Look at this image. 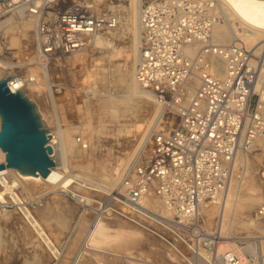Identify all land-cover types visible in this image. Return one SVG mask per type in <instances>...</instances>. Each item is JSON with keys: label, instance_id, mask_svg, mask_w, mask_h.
<instances>
[{"label": "built area", "instance_id": "built-area-1", "mask_svg": "<svg viewBox=\"0 0 264 264\" xmlns=\"http://www.w3.org/2000/svg\"><path fill=\"white\" fill-rule=\"evenodd\" d=\"M80 1L67 7L58 0L5 1L3 7L37 19V59L44 61L85 51L99 33L120 25L116 7L93 12ZM226 6L227 0H149L142 5L136 77L174 110L178 123L169 130L150 129L148 143L122 178L123 192L114 191L96 209L100 217L118 215L147 231L172 255V264H250L222 249L226 238L217 226L207 231L203 212L239 173L238 152L264 137V48L248 47L241 38L230 44L215 40V25L227 19ZM8 85L21 90V75ZM261 184L263 199L255 214L264 221V168ZM151 195L167 213L146 205ZM246 253L255 264L252 251Z\"/></svg>", "mask_w": 264, "mask_h": 264}, {"label": "rangeland", "instance_id": "rangeland-1", "mask_svg": "<svg viewBox=\"0 0 264 264\" xmlns=\"http://www.w3.org/2000/svg\"><path fill=\"white\" fill-rule=\"evenodd\" d=\"M65 1L63 2V5L67 7L80 0ZM81 1H86V3L92 5L94 2H98L101 8L100 12L113 9L111 8L112 2H110V0H105V5H103L102 1L97 0ZM146 1L149 0H144L143 4ZM113 2H115L114 5H120V2L118 1L113 0ZM2 3L5 2L3 1ZM116 8L121 13V23L116 29L121 28L122 34L119 35L120 38L119 36L117 37V40L119 39L118 41L115 40L118 45L121 44L119 46L121 48L120 55L123 56L124 53L126 54L125 49L128 48L131 39L129 31L131 25L126 8L121 6ZM7 12L9 13L6 17L11 14H14V16L17 17V12ZM5 18L0 17V20ZM221 24H225V22H222ZM2 31L0 29V37L2 36L3 39L5 36L1 33ZM110 31L112 30L101 32V35L103 34L110 37ZM125 32L127 33L125 34ZM7 35L8 34H6V36ZM5 41L6 39H3L1 43H4ZM29 50L30 48H28V46L21 45L14 46V49L9 51L17 52L13 60L15 62L16 60L24 61L26 60V57L27 59L30 58L31 52ZM19 53H21L20 56L22 55L23 57H19ZM23 54L27 55L25 56ZM93 54L92 47L90 46L86 51L75 54L57 55L44 61L37 59L41 65L45 64V68L43 67L40 71H30V65L29 67L28 65H21L19 66L20 68L16 67L15 69L17 71L16 74L24 76L35 73V75L31 77L36 79L31 82L37 83L40 81L43 84L40 85L41 89L38 88V90L40 89L43 92L40 90L39 92L37 89L33 92L32 87L30 89L28 87L29 91L27 96L32 100L36 96V93H40H38L39 95L37 94L33 99L37 104L38 109H40L39 112L44 113L45 106L49 113L46 110L47 113L45 112L44 114H47L46 116L48 118L52 117L54 119L52 120L51 118L50 121H47V118L44 119L43 114H41L45 124L49 127L51 126L50 128L45 126L46 129H51L50 131L57 132L59 126L62 128H68L70 133L68 134L67 140L70 143L72 138H75L77 143L76 146L79 147L78 149H81L79 156L72 157L69 155V146L67 149L69 161L66 166V174L69 177H75L74 179L76 182L78 181L71 187V189H73L71 192L78 197L77 199H73L68 194L64 193V191H60L58 187L49 185L50 188H47L48 184L46 185L41 181L34 183L32 180H27L25 183L29 186V189L26 187L24 188L23 185H16L13 190L20 197L21 202H15L12 195L8 192L6 197L9 202L4 205L0 204V264H74L75 261V264H78L81 253L85 250H89L88 247H90L87 238L88 231L96 221L106 216L99 217L96 213V209L98 207V202L104 203L114 192L115 186H111V183L107 181L110 180L111 177L117 176V174L115 175V168L119 167L118 165L126 158L130 151L134 152L140 145L139 143L143 134L140 135L141 131L136 130V124L138 122L145 123V120L150 117L152 109L148 108V112L145 113L149 114L144 117V120L142 119V121H140L143 116L140 119L134 117L133 114L123 105L112 108L113 106L111 103L101 102L100 100L108 94H110L111 97H114L113 95L116 96L115 93H117V95L120 94L122 87L121 85H114V83H102L97 79L98 76L94 73V71L96 72V66H93L92 64H95V58L98 54ZM75 56L85 58H81L80 60ZM122 56L118 57L117 64L123 63L122 59L124 56L123 58ZM94 59L95 62H93ZM81 61L82 63L84 62L83 65ZM100 67L103 68V66ZM102 84H105L106 86ZM29 92H31V96L33 95L32 98L29 95ZM32 92L34 94H32ZM39 102L41 103L39 104ZM164 113V120H172L174 126L178 123L177 116H174L173 118V114L169 113L167 110ZM136 120L138 122H136ZM154 124L156 123L152 122L150 127ZM157 129H162V127L160 126ZM58 147L60 149L59 154L61 155L62 151L59 142ZM252 155H254V151L250 149L248 159H251ZM254 156L255 159L252 158L251 162L253 164L256 163L254 166L258 168L257 191L262 197L261 173L264 168V160H260L257 155ZM239 165L243 167L245 172L246 164L241 162ZM126 169L128 168L126 167ZM240 176L241 177L236 179L240 184V194L244 195V193L253 191L254 188L247 173H241ZM8 179H14V174H10ZM0 188L4 189L3 185L0 184ZM44 188L46 189L44 190ZM34 201H37V204H39H33ZM261 201L262 198L260 199V202ZM46 205L50 206L53 214L51 213L50 215V213L47 212V209L45 208ZM209 212L207 213V216L213 222L211 223V227L217 226L216 221L219 216L218 218H215L213 216L214 214ZM5 213L9 216L8 218L3 217V215H6ZM255 213L254 217L256 218ZM31 218L37 220V222H39L44 228L45 234L53 241L52 246L54 249H51L49 245L46 244L45 240L37 233V230L34 227L35 224L30 222L32 220ZM60 220H62V222ZM122 220L125 219L122 218ZM260 227L261 228L254 227L250 229L249 232H244L242 234L237 233L235 234L237 237H232L231 234L227 235L223 233V235L231 237L229 239L231 246L240 251L242 250V257L250 264H253V259L247 255L246 251L248 250L252 251V254L255 256V264H264L263 221L260 224ZM260 229H262V232H260ZM234 230H238V228L234 227ZM146 234V238L148 236V241L146 239V242L144 240L138 245L128 247H124L120 244L121 242L118 236L110 234L108 235L110 243L106 246L108 248H104L108 251L104 249L103 250L106 253L102 251L104 253V260H100L96 255L87 256L85 261L82 258L80 260H82L83 264H112V262L113 264H130V260L139 261L134 258H125V260H123L121 257L114 255L115 253H118L123 256L132 255L134 257H141L148 260V262H145L148 264H172V255H169L164 246L161 245V243L159 244V241L152 238L148 232H146ZM238 236L248 237L240 239ZM80 260L79 264L82 263H80Z\"/></svg>", "mask_w": 264, "mask_h": 264}, {"label": "bare ground", "instance_id": "bare-ground-1", "mask_svg": "<svg viewBox=\"0 0 264 264\" xmlns=\"http://www.w3.org/2000/svg\"><path fill=\"white\" fill-rule=\"evenodd\" d=\"M7 1L15 2L18 0H7ZM64 1L65 0H58V4L62 5ZM97 1H102L103 5L106 4L105 0H97ZM115 1L120 2V5H114L115 2H113V0H110V2H112L111 8L118 7V6L126 8L127 14L129 16L130 25H131V28H129L131 39H130L128 48L125 49L126 54L124 53L123 55L124 58L122 55H120L121 48L119 46L121 44L118 45L116 42L117 37L122 34L121 28L110 31L111 33L110 37L103 35V34L101 35V33H99L92 40L91 47L94 53L93 55L98 54L96 58L94 57L96 59V62H95V59L93 61L95 62V64H92L93 66L94 65L96 66V72L94 71V73H96L95 75L98 76V77L96 76L97 79L102 83L109 82L110 84L114 83V85H118V86L121 85L122 87L121 89L122 93L119 90L120 94L117 95V93H115L116 96L113 95L114 97H111L110 94H108L106 95V97H104L100 101L103 103H109V104L111 103V105L113 106L112 108H116V107L123 105L133 114L134 117L140 119L143 116V118H141L140 121H142V119L144 120V117H146L149 114V113H145V112H148V108L152 109V112L150 113V117H148V119L145 120V123L138 122L136 120V122H138L136 124V130L141 131L140 135L143 134V136L141 137V141L139 143L140 145L138 144L139 146L137 149H135L134 152L130 151L128 155L126 156V158L123 159L121 163L118 165L119 167L115 168L114 171H115V175L117 174V176L111 177V179L107 181L111 183V186H115L114 191L117 194H120L121 192H123V188H121L120 186L122 178H123L122 175L123 173L125 174L126 167L128 168L129 164L131 163L132 158L136 156L138 150H140V148H145L146 144L148 143L150 129H152L153 127L158 128L160 126L165 130L171 129L174 126L173 121L164 120V114H165L164 112L167 110L169 113H172L173 118L174 116L176 117V115L174 114L173 109L168 108L167 105L157 101L151 91L143 88L138 82L137 77H136V68H137V63H138L139 56H140V43H141V37H142V27H141L140 15H141V7H142L144 0H115ZM2 2H0V17L5 18L9 12L4 10ZM75 4L76 3H73V5ZM227 4L229 5V7L227 6L225 7V13L227 14V19L225 21V24L218 23L215 25V28H214L215 40L221 44H230L231 42H234L237 38H241L242 41H244V43L248 47H251L256 50H260L264 48V43H263L264 42V0H227ZM80 5L82 6L83 9H88V10L90 9L93 12H100L101 10L98 2H94V4L92 5L90 3H86V1H80ZM17 13H18L17 17L14 16V14H11V15H8V17H6L5 19L0 20V29L1 31L3 30L1 33H3L5 36V38L3 39H6L4 43H1L3 39H2V36L0 37L1 38L0 39V43H1L0 44V78L4 76H9L12 78L13 76L17 75L16 74L17 71L15 69L16 67H19L21 65L23 66L28 65V67L30 65L29 69L30 71L33 70V72L40 71L43 69V67L45 68V65H41L37 61V48H38L37 19L34 16L24 13L22 11H19ZM127 32H125V34ZM6 34L8 35L6 36ZM21 45L28 46V48H30L29 51L31 52L30 53L31 57L28 59L26 57V60L24 61L16 60L17 62L16 61L14 62L13 60L17 52L9 51V50H13L14 46H21ZM86 50L87 49H85V51ZM20 54L21 53H19V57L22 56V55L20 56ZM119 56H122L123 58V59L121 58L123 60L122 64H117ZM78 57L77 59H80V60L81 58L83 59L85 58V57H80V56ZM100 66H103V68ZM220 74L221 75L223 74V68H221ZM34 75L35 73H31L27 76L21 75V78L23 80L22 90L25 92L26 95H28V91H29L28 87L29 89L32 87L33 92H34L35 89L39 91L41 89L40 85H43L40 81L37 83L31 82L36 79L34 77H31ZM102 85H105V84H102ZM194 85L196 86L197 84L195 83ZM38 88L40 89L38 90ZM40 91L43 92L42 90ZM33 92L32 94H34ZM38 93H36L35 95L37 96ZM30 94L31 92H29V95ZM32 97L33 95L31 96V98ZM40 103L41 102H39V104ZM44 109L45 111L42 110L44 113L46 112V110L48 112V109H46L45 106H44ZM112 111H115V110H112ZM44 113H41L43 114L44 119L47 118L46 120L50 121L52 117L48 118L46 116L47 114H44ZM51 115L53 116L52 113ZM52 120L54 119L52 118ZM152 122L156 124L150 127ZM50 130H48L49 134L51 135L50 144L54 148L53 158L55 159L56 164L54 167H52L49 175L47 177H43L42 175H37V176L24 175L14 168L5 167L1 169L0 170V184L3 185L4 189L0 188V204L4 205L9 202L6 197L8 192L12 195L15 202L20 203L21 202L20 197L14 192L13 188L16 187V185H21V186L23 185L24 188L25 187L28 188L29 186H27V184L25 183L27 180H32L34 183L39 182V181L44 182L46 185L48 184L47 188H50L49 185L58 187V189L60 191H64V193H68L69 191L73 190L71 189V187L73 186V183L75 181L73 180L72 177H69L66 174L67 172L66 166H67V162L69 161L68 160L69 158L67 155V149L69 146V155L71 157L79 156L81 149H78L79 147L76 146L77 143H76L75 138H72L70 143L67 140L68 134L70 133V130L68 128H62L61 126H59V128L57 129L58 130L57 132L50 131ZM58 142L60 143V146H61V151H62L61 155L59 154L60 149L58 147ZM250 149L254 151V155H257V157L260 160H264V137H258L253 142V144L251 145L249 149L247 150L243 149L238 152V155L236 158V168L238 169L239 173L235 175L230 188L227 190V192L224 195L216 199L214 202L209 203L206 207L203 208V212L206 216L205 222H206V225L209 227L207 231L211 232V228H212L211 223H213L212 220L207 216V213L210 211L209 213L214 214L213 216L215 218H218L219 216L218 220L216 221L217 229H218V232H220L221 237L226 238L225 239L226 241L224 242L222 249L232 250L233 252L239 254L240 256L243 255V251L242 250L240 251L236 249L235 247H232L230 244V240H229L231 237L227 235L231 234L232 237H237L235 236V234L237 233L242 234L244 232H249L250 229L254 227L261 228L260 224L262 223L261 219H259L258 217L256 218L254 217V213L256 212V207L258 203L260 202V199L261 198L263 199V194L261 197L260 196L261 194L257 191L258 189L257 178H258L259 173H258V168L254 166L256 163L253 164L251 162L252 158L255 159V156L252 155V158L251 159L249 158L250 160L248 159V154L250 153ZM5 162H6V153L0 148V163H5ZM241 162L246 164L245 172L247 173V176L250 179L253 185V188H254L253 191L244 193V195L240 194V184L239 182L236 181L237 178L241 177L240 176L241 173L245 174L243 167L239 165V163ZM10 174L11 175L14 174V179H10V180L8 179ZM45 189L46 188H44V190ZM145 203L147 206H149L153 210H156V211L160 210L164 213H167L163 203L155 195L149 196L146 199ZM45 208L47 209V212L50 213V215L51 213L53 214V211L50 208V206L46 205ZM3 217L8 218L9 216L6 214V215H3ZM120 217L118 215H110V216L106 215L102 217L101 219H99L98 221H96L95 224H93V226L88 231V235H87L88 245H90V247H88L89 250L83 251L81 255L79 254L80 255L79 260L82 258L85 261V258L87 256H94V255L98 256L100 260H104L103 252H105L104 250L108 251L107 249H104V248H108L106 246H108L110 243V240L108 238V235L110 234L118 236L121 242L120 244L124 247L138 245L144 240L146 242V239L148 241V236L146 238L147 231L142 230V228L140 229V227L132 224L128 220H122V218ZM34 218L33 219L31 218L32 220L31 221L29 220V221L35 224L34 225L32 223L34 227L36 228L37 233L45 240L46 244H48L51 249H54L52 246L53 241L45 234L44 228ZM60 221L62 222V220ZM234 227L238 228V230H234ZM260 230H261L260 232H262V229ZM223 233L227 235H223ZM238 237L240 239H245L248 236H238ZM114 255L121 257L123 260H125V258H134L136 260H139V261L130 260L131 261V263L129 261L130 264H133V263L148 264V263H145V262H148V260L143 259L138 256L136 257L132 255L123 256L122 254H118V253L117 254L115 253ZM79 260H78V264H79ZM244 261L246 262V260ZM81 262L82 260H80V263ZM81 264H83V262Z\"/></svg>", "mask_w": 264, "mask_h": 264}, {"label": "water", "instance_id": "water-1", "mask_svg": "<svg viewBox=\"0 0 264 264\" xmlns=\"http://www.w3.org/2000/svg\"><path fill=\"white\" fill-rule=\"evenodd\" d=\"M10 79L0 78V148L6 153L0 170L9 167L24 175L47 177L56 164L51 135L37 104L22 89L12 91Z\"/></svg>", "mask_w": 264, "mask_h": 264}]
</instances>
